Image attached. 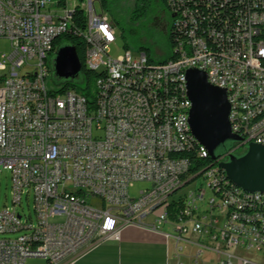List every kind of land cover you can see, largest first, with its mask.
<instances>
[{
  "label": "built area",
  "instance_id": "2783aa9c",
  "mask_svg": "<svg viewBox=\"0 0 264 264\" xmlns=\"http://www.w3.org/2000/svg\"><path fill=\"white\" fill-rule=\"evenodd\" d=\"M101 1L73 5L86 16L78 31L69 0H0V39L11 43L0 56V166L12 192V207L0 211V264H62L119 241L127 226H170L178 264L192 244L195 263L205 251L218 264L264 255V194L236 193L219 159L201 165L209 155L191 142L181 96L186 65L204 69L226 92L241 145L264 142V0H169L175 59L162 64L143 51L111 56L117 25ZM66 34L87 44L85 66L98 74L92 103L46 88ZM200 178L214 195L202 210V188L179 195ZM138 182L150 187L132 198Z\"/></svg>",
  "mask_w": 264,
  "mask_h": 264
},
{
  "label": "rangeland",
  "instance_id": "374dc122",
  "mask_svg": "<svg viewBox=\"0 0 264 264\" xmlns=\"http://www.w3.org/2000/svg\"><path fill=\"white\" fill-rule=\"evenodd\" d=\"M85 1V0H84ZM83 1V2H84ZM78 0H69V9L73 8V5L76 4ZM83 2H80L81 4ZM109 2V10H106L104 7L105 12L108 14V17L112 19L113 22L115 20L112 18L113 15H116V18L119 21V24L115 22L117 25L116 31V43L111 46V56L114 59L120 57L125 50V44L129 42V39H124L121 36L122 30H127L128 26L136 28L139 30V36L146 40L143 44L136 41H130V50L133 53L141 52L142 45L150 50L151 58L156 61H164L170 55H172V49L170 48V44L167 41V37L165 33L158 28L152 27V21L154 18L160 16V11L163 9L162 7L155 5L150 9L147 19L141 22L133 23L131 20V14L134 11L136 0H108ZM96 9L98 12H101L100 3L96 1ZM60 12L62 10L59 9ZM163 19L169 25L172 23V14L165 9L163 14ZM70 41L68 39H63L59 45V48L70 46ZM11 50V43L7 39H0V56L4 53H9ZM144 52V51H143ZM55 55V56H54ZM57 54H53L50 56V73L49 76L45 79V85L48 91L58 92L66 85H73L78 87H85L86 82L82 76L69 78V79H62L58 78L54 71L55 59ZM31 67H26L22 70V73L31 71ZM247 150V147H246ZM243 149L234 148V147H226V148H218L214 151V156L219 159V163L228 162V154L232 153L235 156H241L244 154ZM150 185L143 182L135 183L130 189V196L132 198H138L140 196V192L149 188ZM202 188L206 191L205 200L199 202L200 209H206L209 201L214 198V195L211 189L208 187L207 182L200 178L194 184L189 185L185 190H183L179 195H184L189 193L195 189ZM5 207H12V192H11V178L10 173L3 169L0 166V211ZM25 212L32 211V204L28 207L26 201L24 202ZM151 220V218L149 219ZM64 218H53L51 222H63ZM188 249V248H187ZM187 249L185 248L184 252H182V256L180 258V262L183 264H194L192 260H186ZM212 253L213 255L217 256L215 253L211 251H205L204 253ZM198 251L192 256L195 257ZM203 253V254H204ZM203 256V255H202ZM201 256V257H202ZM249 258L251 256L254 257V253H249ZM189 258V257H188ZM150 260H146V254L144 253L143 249L140 247L133 248L130 252V256H127L126 252L124 251L123 257V264H149ZM201 261V258H200ZM199 261V262H200ZM254 262H260L264 264V257L257 259L254 257ZM249 264H255V263ZM25 264H48L46 260L39 259V258H30L26 261Z\"/></svg>",
  "mask_w": 264,
  "mask_h": 264
},
{
  "label": "water",
  "instance_id": "95a60500",
  "mask_svg": "<svg viewBox=\"0 0 264 264\" xmlns=\"http://www.w3.org/2000/svg\"><path fill=\"white\" fill-rule=\"evenodd\" d=\"M56 54L54 71L58 78H75L81 73V63L74 46L58 48ZM186 78L187 95L192 102L189 119L192 133L207 149L209 157L217 160L214 156L216 149L226 148L228 142L243 141L231 131L226 92L212 86L201 71L189 70ZM228 159L220 167L232 184L248 193L264 194V145L250 143L243 155L229 153Z\"/></svg>",
  "mask_w": 264,
  "mask_h": 264
},
{
  "label": "crops",
  "instance_id": "0c3cea01",
  "mask_svg": "<svg viewBox=\"0 0 264 264\" xmlns=\"http://www.w3.org/2000/svg\"><path fill=\"white\" fill-rule=\"evenodd\" d=\"M151 221L152 219L148 222ZM167 233H172L170 226H165L161 232L153 231L147 226H127L121 231L119 241H106L96 249L62 264H123L124 251L127 256H130L131 250L136 247L143 249L146 260H150L149 264H178L176 244L173 239L167 238ZM185 248H188L186 260H192L194 264H218L220 259V256L206 252L202 254L201 261L195 263L192 256L198 251V247L192 244L186 245ZM249 253L254 252H238V255L248 259L250 263L254 262V257L257 259L264 257V255L254 253V257L249 258ZM235 264L241 263L235 261Z\"/></svg>",
  "mask_w": 264,
  "mask_h": 264
},
{
  "label": "trees",
  "instance_id": "16d2710c",
  "mask_svg": "<svg viewBox=\"0 0 264 264\" xmlns=\"http://www.w3.org/2000/svg\"><path fill=\"white\" fill-rule=\"evenodd\" d=\"M78 1L83 2L84 0H78ZM101 3L106 10H109L110 7H109L108 0H102ZM168 3H169V0H136L134 11L131 14V20H133V23H137V22H141V21H144L145 19H147L148 14L150 12V9L153 6L158 5V6L163 8L160 11L161 15L154 18L151 25L154 28L161 29L165 33V35L167 37V41L170 44V48L172 49V55H170L164 61L156 62L151 58L150 50L147 49L146 47H144L143 45L141 47V51H144L148 55L150 61L155 63V64H162V63H166L170 60L175 59V53H174L175 36H174V31H173V26H172L173 22L171 23L170 28H169V25L163 19V14L165 12V9L170 12V8L168 6L169 5ZM73 18H74L75 29L78 31L84 30V28L86 26V16H85L84 11L80 8L74 9ZM112 18L115 20V22L117 24H119V21L116 18V15H113ZM121 36L124 39H126V38L129 39V42H127L125 44L126 50H130V44H129L130 41L133 42V41L138 40V42H140L142 44L146 41L142 37L139 36V30L136 28H133L131 26H128L127 30L123 29L121 32ZM63 39H68L70 41V44L72 46H74L76 49V53H77V56L79 58V61L81 63V67H82L81 73L76 77L82 76L86 82V86L85 87H78V86H73V85H66L64 88L59 90V92L75 90L78 93L85 96L89 103H92L93 98H94L92 95V88H93L95 79L98 77V74L88 70L87 67L85 66V56H86L87 44L81 37H79V35L75 36L72 34H66L65 36H63V38L61 37L59 39L58 43L59 42L61 43ZM59 45L60 44H57L56 50L59 47ZM181 96H182V94H181ZM215 161L216 160H213L211 157H207L206 159L203 160L201 165L210 166ZM223 178H226V176L224 174H223ZM225 181H226V179H225ZM226 184H228L227 181H226ZM228 185H229V187L234 188L236 193H241V191H239L235 186H233L231 184H228Z\"/></svg>",
  "mask_w": 264,
  "mask_h": 264
},
{
  "label": "bare ground",
  "instance_id": "6f19581e",
  "mask_svg": "<svg viewBox=\"0 0 264 264\" xmlns=\"http://www.w3.org/2000/svg\"><path fill=\"white\" fill-rule=\"evenodd\" d=\"M73 11H74V9H70V18H73ZM56 46H57V44H56ZM58 48H57V50H58ZM50 64H51V62H50ZM189 70H193V65H186V70H183V79H187L186 78V73ZM195 70L201 71V72H203V73L206 74V71H204V69H202V68H195ZM181 94L183 96V104H184V106H186V112H190V110L192 108V102H191V100L189 99V97L187 95V87H181ZM189 119L190 118H187V127H190V139H191V142H198L196 140L195 136L192 133V129H191V126H190ZM229 122H230L231 130H234V118H229ZM232 133L235 134V135H237V136H240L241 137V135H238V132H232ZM241 138L243 139V137H241ZM242 144H243V141H242ZM256 144L264 145V142H256ZM200 151H203L204 154H208L207 149L205 147H203L201 144H200ZM223 174L226 176V173L224 171H223ZM225 179H226V181H227L228 184H231V185L235 186L234 184H232L227 179V177ZM236 188L239 191H241L242 194H247V196H254V193H248V192H245L244 190H242V189H240L238 187H236Z\"/></svg>",
  "mask_w": 264,
  "mask_h": 264
},
{
  "label": "flooded vegetation",
  "instance_id": "af4514ba",
  "mask_svg": "<svg viewBox=\"0 0 264 264\" xmlns=\"http://www.w3.org/2000/svg\"><path fill=\"white\" fill-rule=\"evenodd\" d=\"M242 143H240V142H228L227 144H226V146L227 147H234V148H240V149H243L244 151V153L246 152V147H247V145H241Z\"/></svg>",
  "mask_w": 264,
  "mask_h": 264
}]
</instances>
